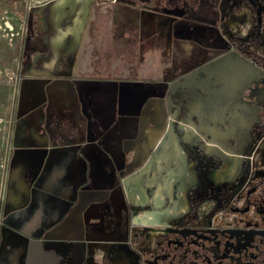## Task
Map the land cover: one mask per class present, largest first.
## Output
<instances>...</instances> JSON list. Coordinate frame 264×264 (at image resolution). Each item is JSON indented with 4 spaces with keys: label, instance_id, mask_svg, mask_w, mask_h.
<instances>
[{
    "label": "rangeland",
    "instance_id": "rangeland-1",
    "mask_svg": "<svg viewBox=\"0 0 264 264\" xmlns=\"http://www.w3.org/2000/svg\"><path fill=\"white\" fill-rule=\"evenodd\" d=\"M251 23L252 33L242 38ZM231 52L243 54L254 66L251 57L264 59V0H0V246L7 243L0 264L17 240L49 232L60 221L53 220L56 214L64 216L72 207L70 184L62 180L71 159H89L90 173L116 175L111 190L121 193L122 206L134 201L139 207L154 206L139 216L158 210L157 216L167 222L172 213L175 220L187 213L188 199L181 193L173 207L156 193L167 186L170 171L183 170L172 160L178 159L172 131L181 134L175 121L186 118L191 102L202 111H215L208 100L234 95L238 71L220 61ZM251 70H240L246 74L238 91L253 77ZM33 116L36 134L50 136L39 149L25 129ZM201 119L219 118L203 114ZM236 120L244 123L241 114ZM184 127L192 125L186 121ZM211 134L210 145L221 147L228 132L215 128ZM116 146L118 152L113 151ZM222 150L230 162L242 158L241 150ZM246 154L254 161L241 167L242 184L220 210L225 222L215 227L246 222L264 227V140ZM211 166L199 157L194 168L200 173L192 192L196 203L203 196L218 193L224 198L229 192L208 182ZM51 176L55 181H48ZM183 183L188 195L196 183L192 171ZM150 184L148 188H156L153 198L145 195ZM133 188L144 191L142 200L133 199ZM106 212L92 232L107 240L89 251L86 264L94 263L99 251L106 252L105 264H136L142 237L132 241L130 226L137 215L124 214L121 228L120 215Z\"/></svg>",
    "mask_w": 264,
    "mask_h": 264
},
{
    "label": "flooded vegetation",
    "instance_id": "flooded-vegetation-1",
    "mask_svg": "<svg viewBox=\"0 0 264 264\" xmlns=\"http://www.w3.org/2000/svg\"><path fill=\"white\" fill-rule=\"evenodd\" d=\"M256 16L258 15L255 13ZM253 25L251 23L243 29L242 38L250 36L254 27ZM157 44H160L158 40ZM228 55L243 60H239L241 62L240 66L229 64L239 74V78L235 82L234 95L229 94L226 97H221L220 100H216V98L208 100V108L213 109L211 105H215V111H202L200 104H196L195 101L186 106V118L180 122L175 121L179 125L181 134L176 135L172 131L173 136L178 139V141H175L177 143L173 150V153L178 154V159L172 160L183 170L180 171V174H178V171L177 173H171V171L169 173V181L167 183L175 185L178 182L175 191L174 187L172 191H167L165 187L156 192L158 195L163 196L164 201L167 199L164 202L165 206L172 205L173 207L175 201L179 200L178 189L180 188L182 190V198L187 197L188 199L187 213L179 216L176 220L174 218L175 214L172 213L166 218L167 222H163L162 218L157 216L159 215L158 210L156 211L157 214L153 212L150 213L151 215L146 213L139 216L142 212L154 210L152 204H148L147 207H139L134 204V201L132 205L130 204L131 206L127 204H125V207L123 206L120 218L121 228L124 226V223H122L124 214L130 213L139 216L138 220L134 223L133 221L137 216L133 218L130 226L132 241H136L135 239H138L140 236L142 237L136 249V254H134V257L137 259L136 264H264L263 226H259L258 223L256 225L255 223L246 222L243 226L238 223L235 227L226 229L215 227L217 224L214 223L215 216L220 213V210L226 203L229 204L234 191L242 184L240 176L241 167L246 166L247 161H254V157H249L246 151L248 153L250 149L260 143V140H264V59L251 57V60L256 63L254 66L247 63L243 58V54L231 52ZM242 67L251 68L256 71L251 70L249 72L253 77H248L247 85L238 91V82L240 83L246 74L240 71ZM200 80L206 81L207 79L202 78ZM244 92L249 94L244 96ZM226 103L231 104L226 106L224 116H221L219 115L220 108ZM229 112L230 115H228ZM203 114L209 115L212 118L218 116V122H214L213 119H206L204 123L203 119H201ZM238 114L243 116L244 123L242 125L236 120ZM186 121L191 123L192 128H182L186 124ZM171 122L170 120L168 132H171ZM215 128H220L224 133L228 132L221 147L237 152L241 150V159H234L230 162L228 154L223 152L221 147L210 145V142L213 140L211 133ZM243 140H245V146L241 148ZM204 146L208 147V152L203 149ZM184 155L187 156V162H185ZM199 157H203L205 160L208 159L213 165L211 166V170L206 174V178L213 188L219 192L229 189L228 194L224 198L218 196V193H216L217 195L210 194L207 198L203 196L202 200L197 203L193 200L192 192L198 185L200 174L194 168L199 163ZM186 163L190 164V169ZM223 168H225L229 179L218 183L212 176ZM189 170L194 173L196 183L187 195V189L183 185V181L187 177ZM156 183L158 182L155 180L151 184L155 185ZM151 184L145 188V195L153 198L156 188H148ZM134 190L135 188L131 189L130 192L133 199H137ZM124 192L126 193V191ZM142 192L144 193V191ZM142 199L137 200L140 201ZM90 234L99 233L90 232ZM105 234L106 236H111L110 233ZM102 238L103 240L106 239ZM124 250H127V248L125 247ZM99 253L92 264H96V262L98 264H105L106 252L99 251ZM115 264L121 263L116 261Z\"/></svg>",
    "mask_w": 264,
    "mask_h": 264
},
{
    "label": "crops",
    "instance_id": "crops-1",
    "mask_svg": "<svg viewBox=\"0 0 264 264\" xmlns=\"http://www.w3.org/2000/svg\"><path fill=\"white\" fill-rule=\"evenodd\" d=\"M221 59L220 61L224 59L225 62L233 66H240L239 60L243 61L241 58L229 55H225ZM35 121V116L28 117L25 129L29 136L28 140L33 142L35 148L39 149L50 141V136L39 137L36 134ZM118 150L117 146L113 148L115 152ZM77 162L79 164H76ZM68 167L69 169L62 175V180L70 184L67 189L68 199H74L72 207L64 216L56 214L53 220L60 221L49 232L37 235L38 237L30 238L27 241L17 240L18 243L13 244L14 248L10 250V257L8 260L6 259L5 264H20L21 259L23 264H86L89 251L103 239L101 233L91 235L88 230L92 232L93 227L101 225L107 214L106 211H114L117 217L119 215L121 217L124 208L122 196H118L121 193L111 190L116 175L90 173V168L93 166L90 165V160L87 158L79 161L71 159ZM83 167L87 168L85 173L82 170ZM52 177L48 178L49 182L55 181ZM128 181L125 183L126 186L129 185ZM92 183L93 186L86 185ZM125 194L128 197L127 191ZM6 244V241L1 243L0 252L2 248L7 247Z\"/></svg>",
    "mask_w": 264,
    "mask_h": 264
},
{
    "label": "bare ground",
    "instance_id": "bare-ground-1",
    "mask_svg": "<svg viewBox=\"0 0 264 264\" xmlns=\"http://www.w3.org/2000/svg\"><path fill=\"white\" fill-rule=\"evenodd\" d=\"M204 150H206V151L208 152V147L206 146V147L204 148ZM213 179H214L216 182L219 183V182L222 181V180H227V179H229V176L226 174L225 168H223V169H221L220 171H218V172L214 175V178H213ZM172 186H174V185H170V184L167 183V186H166L167 191H172V188H171ZM178 192L181 193L182 190L179 188V189H178ZM134 193H135L137 199H142L143 192H142L141 188H139V189H135V190H134Z\"/></svg>",
    "mask_w": 264,
    "mask_h": 264
},
{
    "label": "built area",
    "instance_id": "built-area-1",
    "mask_svg": "<svg viewBox=\"0 0 264 264\" xmlns=\"http://www.w3.org/2000/svg\"><path fill=\"white\" fill-rule=\"evenodd\" d=\"M243 206V203L241 205H239V207H242ZM235 216V215H233ZM225 217V214L223 212H220L217 216H215L214 218V223L219 225L223 222H225L226 218L224 219ZM234 219H231V223L233 222Z\"/></svg>",
    "mask_w": 264,
    "mask_h": 264
},
{
    "label": "water",
    "instance_id": "water-1",
    "mask_svg": "<svg viewBox=\"0 0 264 264\" xmlns=\"http://www.w3.org/2000/svg\"><path fill=\"white\" fill-rule=\"evenodd\" d=\"M220 60H222V59H220ZM223 61H224V59H223ZM128 179H130V178H128ZM125 183H126V180L123 182V186H124L125 191H127V190H126L127 186H126Z\"/></svg>",
    "mask_w": 264,
    "mask_h": 264
}]
</instances>
